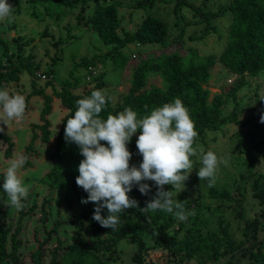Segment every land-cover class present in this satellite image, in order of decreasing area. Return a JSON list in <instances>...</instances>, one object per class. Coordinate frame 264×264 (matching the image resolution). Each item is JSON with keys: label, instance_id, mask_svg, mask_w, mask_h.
Instances as JSON below:
<instances>
[{"label": "trees", "instance_id": "16d2710c", "mask_svg": "<svg viewBox=\"0 0 264 264\" xmlns=\"http://www.w3.org/2000/svg\"><path fill=\"white\" fill-rule=\"evenodd\" d=\"M45 5L44 13L55 21H60L67 13L72 11L79 4L82 8L78 12V22L82 21L84 7L89 0H56ZM132 0H96L94 13L88 17L93 30L104 45H113L111 50L103 54H94L91 58L83 57L76 64L85 69L83 83L82 80L74 77L70 71V78L64 80L59 89L52 84L53 76L47 78V85L52 87L51 93L36 88L31 82L32 90L30 95H38L42 99V107L38 114V122L31 123V137L26 145L19 151L29 157L24 166V170L34 168V160L38 159L40 152L36 147L39 140L43 144L50 142L52 122L50 115L53 110V101L59 100V109L62 112L59 123V130L52 143L53 150L47 156L51 162V167L42 175L41 182L48 186L49 193L44 195L38 204L34 199L31 204H27L31 198L28 193L26 199L22 201L23 208L18 210L16 216H3L2 211H6L0 205V264H105V259H110L115 253V245L120 240L128 238L135 246V251L131 255V264H150L147 256L157 245L167 251L170 256L177 258L179 262L194 260L199 264L214 262L225 255H247L246 264H264V243L257 239L255 233L259 221H244V236L236 239L229 233L227 226L220 225L217 230H207L210 226L208 213L214 211L209 205H204L200 197L180 198L186 210L193 212L187 220L180 221L172 213L164 211H149L144 213L140 208L145 207L146 202L142 199V194L136 186H133L129 195L138 201V208L126 209L120 214V224L115 230L102 227L93 217L94 204L88 202L81 203V198H87V193L75 182L79 175L78 165L83 159L79 147L74 143L66 142L64 139V127L67 118H70L76 110V101L85 96H90L93 90L103 89V74L98 72L92 74V70L97 71L98 64H105L107 59L124 66L127 57L122 50L129 44L155 45L165 42L168 34V27L164 20L150 15L145 16L143 21L132 31L122 30V21L118 13V8L128 6ZM155 0H142L137 6L143 3H153ZM62 4V5H61ZM181 7H190L193 15H200L205 21L203 35L213 30L211 20L225 14L231 15V22L225 34V43L219 54V62L239 79L229 88L222 87L220 92L211 94L209 89L211 82L210 69L215 63L213 55H203L198 49L189 47L184 54L176 51L171 53H161L147 57L138 62L132 70V77L127 92L121 100L113 105L110 99L107 100L101 117L106 119L109 113L116 114L131 107L137 112L138 118L149 114L157 106H162L166 102H171L179 97L188 108L192 119L195 121L198 137H201L207 130H216L224 122H236L240 113V105L237 102V92L246 84L245 75L256 76L264 69V0H231L227 6L219 7L216 11H205L188 0H175L174 11ZM121 30V34L119 33ZM183 33V31L181 32ZM190 39H196L190 36ZM33 41V38L26 39V44ZM0 45L3 46L4 62H0V88H7L11 83L19 81V72L25 70L30 76H34L40 65L34 63L32 56H18L17 59L8 53L6 43L0 38ZM134 54L130 55L131 57ZM129 56V57H130ZM96 65V66H95ZM52 74V67L49 68ZM149 74L158 75L162 81V86L151 84L145 88ZM90 80H87V77ZM46 76H44L45 79ZM48 77V76H47ZM82 84L80 91H75L76 85ZM108 96V95H107ZM234 101L231 115L223 117L222 112L228 100ZM27 108H30L26 99ZM20 125L22 121H12ZM139 131L132 136L128 148L132 153L130 165L139 166L142 156L136 147V139ZM0 139L5 144L4 157H11L13 143L11 138L4 132H0ZM196 142V141H195ZM106 143V142H101ZM195 146V145H194ZM195 156L192 157V160ZM252 166V165H251ZM255 176L253 182L254 194L264 200V183L260 174ZM0 183L2 199L6 193ZM70 185L73 189L74 198H68V208L72 209L76 202L81 209L79 219L74 212L68 214L70 223L76 229V240L67 243L63 236L59 235L60 216L57 213L55 220L48 226L49 217L52 214L53 192L55 188H62ZM170 185H165V190H169ZM208 196L218 200L236 201L242 206V200H235L230 192L225 188H217L215 184L209 187ZM37 210H39L37 212ZM8 211V210H7ZM102 215H107V209L102 210ZM238 215L243 218V211L238 210ZM12 217L14 219L11 221ZM133 217L139 220L148 221L157 233L159 240L157 245H147L137 234L133 226ZM35 218L37 224L32 228L29 238L22 237L26 224L23 220ZM88 223L92 228V234L99 239L97 250L88 247V240L83 229ZM33 244L34 247L26 252L22 250V245ZM232 258L229 257V260Z\"/></svg>", "mask_w": 264, "mask_h": 264}, {"label": "rangeland", "instance_id": "374dc122", "mask_svg": "<svg viewBox=\"0 0 264 264\" xmlns=\"http://www.w3.org/2000/svg\"><path fill=\"white\" fill-rule=\"evenodd\" d=\"M56 0H8L14 7L13 18L9 21L0 22V38L6 43L8 53L17 59L18 56H32L34 63L40 67L35 75L30 76L25 70L19 72V81L11 83L8 89L12 92L23 94L30 104V108L24 115L25 124L20 125L10 122L4 125L0 122V128L8 135L13 143L11 157H4L5 144L0 139V183H3V172L9 160L26 145L31 137L30 124L38 122V114L42 107V99L38 95H30L33 81L36 88L51 93V86L47 85V78L53 76L52 84L59 89L64 80L70 78V71L78 80H84L86 74L83 67L76 64L83 57L91 58L94 54H103L111 50L113 45H104L92 26L87 23V19L94 13L96 0H89L82 14V21L78 22V12L82 8L79 4L72 11L55 21L44 13L45 5ZM205 11H216L219 7L227 6L231 0H188ZM142 0H132L128 6L118 8L121 17L122 30L132 31L139 25L145 16L157 17L166 22L168 27L167 38L162 44L141 45L129 44L122 52L127 57L124 66L107 59L105 64L97 65V73L103 74L104 90L113 105H116L127 92L131 82L132 70L139 61L161 53L178 52L184 54L186 49L194 47L203 55H213L215 63L210 69L211 94L220 92L222 87L229 88L239 79L238 76L230 73L218 60L224 43L225 34L231 22V15L220 16L211 20L214 27L207 34L203 35L205 21L200 15H193L190 7H181L174 11L175 0H155L153 3H143L137 6ZM62 5V4H61ZM183 31V33H181ZM121 34V30H119ZM195 36L196 39H190ZM33 38V41L26 44V39ZM3 46L0 45V62H4L6 57L2 54ZM135 54V57L130 55ZM130 56V57H129ZM96 66V65H95ZM52 67L53 73L49 72ZM43 76H46L45 79ZM48 76V77H47ZM246 84L237 92V102L240 105V113L236 122H224L216 130H207L201 137H198L195 146L203 148L204 152L214 151L218 157L224 158L226 163L220 164L215 186L225 187L235 200H242V206L236 201L218 200L208 196L209 184L205 180H200L197 171L202 167L199 150L193 159V170L189 178L185 181V189L178 193L177 199L200 197L204 205L214 208L208 213L210 226L207 230H217L220 225L227 226L228 231L236 239L244 236V221L258 220L259 225L255 231L257 239L264 243V200H260L254 194L253 182L255 176L260 174L264 183V122H261V115L264 114V69L256 76L245 75ZM151 84L162 86V81L158 75L149 74L145 88ZM82 84L76 85L75 91L82 89ZM57 98L53 101V110L50 115L52 122L50 142L41 143L39 140L36 147L40 152L38 159L34 160V168L22 169L21 175L24 183L29 188L31 198L28 205L34 199L39 204L44 195L49 193L47 185L41 182L42 175L51 167V162L47 156L51 151L52 143L59 130V120L62 115ZM234 101L229 99L223 108L222 116L231 115ZM57 131V132H56ZM135 135V133L133 134ZM252 165V166H251ZM149 195H142L144 202L155 194L156 188L153 182ZM171 185L169 190L171 189ZM53 192L52 214L48 220V226L55 220L59 213L61 224L59 235L63 236L67 243L74 242L77 238L76 229L70 223L68 214L74 212L77 219L81 214V209L75 202L72 209L68 208V198H74L73 189L70 185L62 188H55ZM0 192V205L6 211H2L3 216L9 219L16 216L18 210L9 206V198L6 194L2 199ZM243 211V218L238 215V210ZM8 210V211H7ZM39 210H37L38 212ZM14 219L12 217L11 221ZM133 226L137 234L147 245H157L159 240L157 233L148 221L139 220L133 217ZM26 224L22 237L29 238L32 228L37 224L35 218L24 219ZM83 232L88 240V247L97 250L99 239L92 234L90 224L84 225ZM33 244L22 245L24 252L32 249ZM116 251L110 259H105L108 252H105V264H131V255L135 251V246L128 238L120 240L115 245ZM229 257L232 259L229 260ZM150 264H199L191 260L179 262L177 258L170 256L161 246H155L147 256ZM247 255H225L208 264H246ZM6 264V263H3Z\"/></svg>", "mask_w": 264, "mask_h": 264}, {"label": "clouds", "instance_id": "9594fccd", "mask_svg": "<svg viewBox=\"0 0 264 264\" xmlns=\"http://www.w3.org/2000/svg\"><path fill=\"white\" fill-rule=\"evenodd\" d=\"M14 7L8 0H0V22L11 21ZM104 89L93 90L90 96L76 101L74 114L67 118L64 127L66 142L76 144L83 159L79 162L77 186L86 193L81 203L94 204L93 219L102 227L115 230L120 224V214L126 209L138 208V201L129 193L136 186L142 195H149L153 182L155 194L140 208L144 213L164 211L172 213L180 221L187 220L194 213L186 210L177 199L178 193L186 187L185 181L193 170L192 157L199 150L202 167L198 178L212 186L224 158L195 145L198 138L195 121L183 101L176 97L171 102L154 107L149 114L138 118L131 107H125L116 114L101 117L107 100ZM27 108L26 97L18 92L0 88V122L7 125L22 121ZM264 122V114L261 115ZM139 131L136 147L142 160L139 166L130 165L132 153L128 144L134 133ZM4 129L0 128V132ZM57 132V131H56ZM106 143H101V142ZM29 157L16 153L3 172L2 188L9 198V206L23 208L22 201L29 193L21 170ZM165 185H171L165 190ZM107 209V215L102 210Z\"/></svg>", "mask_w": 264, "mask_h": 264}, {"label": "built area", "instance_id": "2783aa9c", "mask_svg": "<svg viewBox=\"0 0 264 264\" xmlns=\"http://www.w3.org/2000/svg\"><path fill=\"white\" fill-rule=\"evenodd\" d=\"M136 46H138V44H136ZM132 57H135V54H134ZM92 74H93V75H97V72L94 71V70H92ZM43 77H44V76H43ZM87 80H90V77H89V76L87 77Z\"/></svg>", "mask_w": 264, "mask_h": 264}]
</instances>
